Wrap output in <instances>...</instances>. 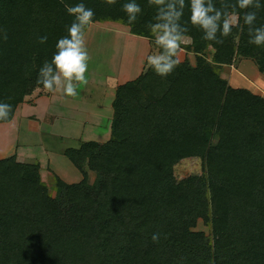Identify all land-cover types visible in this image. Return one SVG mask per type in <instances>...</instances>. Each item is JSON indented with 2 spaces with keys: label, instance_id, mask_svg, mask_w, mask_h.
<instances>
[{
  "label": "trees",
  "instance_id": "16d2710c",
  "mask_svg": "<svg viewBox=\"0 0 264 264\" xmlns=\"http://www.w3.org/2000/svg\"><path fill=\"white\" fill-rule=\"evenodd\" d=\"M125 2L84 0L94 22L116 21L155 45V6L137 0L143 13L129 26ZM189 15L186 7L191 42L181 47L195 65L180 61L167 77L148 68L118 84L109 138L63 151L79 181L54 174L51 195L37 161L0 159V264H264V97L219 74L240 57L264 75V46L248 42L247 26L222 43L204 40ZM72 20L61 0H0V100L12 105L0 123L43 88L38 70ZM189 157L201 160V173L176 180L175 164ZM198 219L208 234L193 230Z\"/></svg>",
  "mask_w": 264,
  "mask_h": 264
},
{
  "label": "rangeland",
  "instance_id": "374dc122",
  "mask_svg": "<svg viewBox=\"0 0 264 264\" xmlns=\"http://www.w3.org/2000/svg\"><path fill=\"white\" fill-rule=\"evenodd\" d=\"M112 22L113 24H119L122 30L121 28L112 29L111 25L103 27L94 22L85 37L90 56L88 71L86 72L87 83H100L97 85L96 94H78L76 97L69 96L72 100L76 99L80 104H63L61 108L52 106L50 110L52 114L48 110V102L41 105L38 104L41 103L40 99L43 94H34L33 96L35 97L29 96L28 100L32 101L30 104L32 107L33 101L35 100L34 102L37 104L36 106L40 107L39 109L30 110L29 112L24 111L21 119L17 113L13 123L0 127V159L14 155V148L18 146V151L20 154H23V156L20 158L17 156V159L22 161L24 159L26 160L25 157H28L27 160L32 162L37 161V163H39L41 179L48 186L51 195L57 193L53 176L57 174L55 170L60 173L57 174L58 176L61 174L64 176V173L70 172L67 166H71V168H73L71 170L76 173V176L80 175L78 169L74 167L68 158L61 152L63 147H72L74 143L81 139L95 138L98 142H105L109 138V124L111 120L109 109L111 111L112 107L110 101L112 91L109 89L106 92L102 91L104 86H102L101 82L108 80V84L110 82L117 84L136 78L148 69L146 57L159 51L148 38L134 36L129 33L128 27L125 25L116 21ZM210 55L211 52L208 56L211 57ZM176 58L179 61L187 59L191 65H195V54L191 50L187 51L185 48L181 47L176 54ZM233 66L237 73L242 75L246 73L249 77L248 80L250 82H248L247 85L248 88H250L249 90L258 95H264V77H261L262 73L261 75L257 74L256 70L258 69H256V65L251 60L236 57L232 61V64H223L220 66V76L225 77ZM133 69H137V71L134 73ZM128 71L132 73V76H127L126 73ZM82 85H85L84 89L86 92H89L87 88L89 90L90 87L87 86V84ZM92 90H94V88ZM48 96L49 95L46 94V97ZM52 102L55 105L58 103L62 104L61 100L57 98H54ZM81 102L91 103L92 105H103V108L100 109L101 111L103 110V114L100 115V117L103 118H100L99 125H93L88 121L86 123L82 122V119L84 120L87 117L96 118L93 114L90 116L91 112L87 110L96 108V106L90 107L91 105H83ZM94 111L95 109H93V112ZM29 113H32L30 115L31 117L29 118L28 116V118H26V115ZM54 114H56L57 117H60L62 114L66 115V118H73L78 124H70L71 126L69 124L65 125L66 123L51 119L50 115ZM94 127L96 128L94 129ZM210 135L211 132L206 131V138H209ZM200 173L201 160L198 157L182 159L174 166V176L176 180ZM88 176L89 179L92 180L94 172L88 170ZM193 230L203 231L205 234H208V226L204 225L201 219L197 220V224Z\"/></svg>",
  "mask_w": 264,
  "mask_h": 264
},
{
  "label": "clouds",
  "instance_id": "9594fccd",
  "mask_svg": "<svg viewBox=\"0 0 264 264\" xmlns=\"http://www.w3.org/2000/svg\"><path fill=\"white\" fill-rule=\"evenodd\" d=\"M65 11L73 17L66 27V35L59 37L54 45L50 60H45L38 70L37 83L48 92L61 93L76 97L78 87L87 84L86 72L90 60L86 46V31L94 23L95 12L87 7L84 0L69 4L61 0ZM117 0H105L113 5ZM155 6L154 22L148 28L159 51L146 57V64L156 75L167 77L179 65L176 54L182 45L191 42L187 35L186 22L182 20L186 7L190 15L188 22L203 32V39L222 43L220 37H227L233 28L243 31L247 26L249 43L257 47L264 46V23L257 24L258 12L264 8V0H223L217 7L215 0H148ZM231 9V11H229ZM242 13L238 10H245ZM122 10L127 15V23L133 25L143 13L137 0H126ZM242 15V23H241ZM219 32L220 36H217ZM0 38L7 39V33L0 29ZM47 35L40 36L39 42L46 43ZM12 114V105L0 100V121H8ZM158 233L154 232L151 239L156 241Z\"/></svg>",
  "mask_w": 264,
  "mask_h": 264
},
{
  "label": "crops",
  "instance_id": "0c3cea01",
  "mask_svg": "<svg viewBox=\"0 0 264 264\" xmlns=\"http://www.w3.org/2000/svg\"><path fill=\"white\" fill-rule=\"evenodd\" d=\"M97 25H102L103 27H108V26H110L111 25V27H112V29L114 28V29H118V28H121V27H119L120 25L119 24H113V22L112 21H104V22H95ZM91 27H92V24H90L89 25V27H88V29H87V31H86V35H87V33L89 32V30L91 29ZM127 27V26H126ZM128 29V28H127ZM121 30H122V28H121ZM257 69V68H256ZM137 71V69H133V72L135 73ZM256 72H257V74H260L261 75V73L260 72H258V70H256ZM127 76H132V73H130V71H128L127 73ZM254 74V73H253ZM256 74V73H255ZM261 77H264V75L262 74V76ZM106 78V77H105ZM222 78H224V79H226V80H228L227 82H228V84L231 86V87H233V88H246V89H250V88H248V82H250L248 79H249V77L246 75V73H245V75L243 74H239V73H237V71H236V69H235V67L233 66V68L231 69V70H229L228 71V73L226 74V76L225 77H223L222 76ZM102 83V86H104L103 87V89H102V91H107L108 89L109 90H111L112 91V97H111V101H110V105H111V107H112V100H113V98H114V94H115V88H116V86L118 85V84H121L120 82L119 83H117V84H114V83H112V82H110L109 84H108V80H104L103 82H101ZM100 83H98V84H92L91 82H89V83H87V86H89L90 88H89V90H88V88H87V91H89V92H86V90L84 89V86L83 85H79V87H78V89H77V91H78V94H96V88L98 87L97 85H99ZM108 85H110V86H108ZM92 86V87H91ZM106 86V87H105ZM82 88H83V90H82ZM94 88V90H92ZM81 89V90H80ZM251 91V90H250ZM252 92V91H251ZM34 94H43V96H41V103H38V104H44L45 102H48V110H49V112H50V110H51V107L52 106H56V107H63V104L65 105V104H69V105H73V104H80L79 102H77V100L75 99H71L69 96H67V95H63V94H61V93H55V92H48L46 89H44V88H36L34 91H33V93L32 94H30V95H27L26 97H25V99H24V101L23 102H21L18 106H17V108H16V110H15V112H14V115H13V118L9 121V122H5L6 124H3V123H0V127L2 126V125H8V124H10V123H13L14 121H15V119H16V115H17V113H18V115H19V117H20V119L22 118V114H23V112L24 111H26V112H29L30 110H35V109H39L40 107L39 106H36L37 104L33 101V107L32 106H30V104L32 103V101H29L28 99H29V96H32V97H35V96H33ZM46 94L47 95H49L48 97H46ZM255 94V93H254ZM261 96H264V95H261ZM69 97V98H68ZM54 98H57L58 100L60 99L61 100V102H62V104H54L53 102H52V100H54ZM27 101V102H26ZM108 102V101H107ZM82 103V102H81ZM83 105H86V104H88V105H91L90 107H95L96 106V108H93V109H95V111L93 112V109H87L89 112H91V115L90 116H92V114H93V116H96V118H91V117H87V118H85L84 120L82 119V122L83 123H86L87 121L88 122H91L93 125H99V123H100V118H103V117H100V115H102L103 114V110L101 111L100 109H102L103 108V105H92L91 103L89 104V103H82ZM86 108V107H85ZM109 112L111 113V115L110 116H112V108H111V111H110V109H109ZM108 112V113H109ZM51 114H52V111L50 112ZM32 113H29V114H27L26 116V118H28V116H29V118L31 117L30 115H31ZM46 114V113H45ZM68 114V113H67ZM35 115H36V113H35ZM56 114H54V115H50V117H51V119H53V120H58V122H63V123H66L65 125H67V124H74V125H76V124H78L77 123V121H75L73 118H70V119H68V118H66V115H60V117L58 116L57 117V115L55 116ZM18 118V117H17ZM50 119V120H51ZM111 119V118H110ZM28 120V119H27ZM16 121H18V120H16ZM111 121V120H110ZM81 122V123H82ZM54 124H55V121H54ZM71 126V125H70ZM96 127H94V129H95ZM93 129V130H94ZM99 130V129H98ZM94 132V131H93ZM109 132H110V124H109ZM16 135V134H15ZM17 136V135H16ZM42 137V136H41ZM88 140H95V138H89V139H81L80 141L78 140L76 143H74V145H72V147H79L80 146V144L82 143V142H84V141H88ZM82 141V142H81ZM95 141H97V140H95ZM41 142V141H40ZM18 147V146H17ZM17 147H15L14 148V153L16 154V156H18V158H20V157H22L23 156V154H20V152L18 151V148ZM67 147H63V149L61 150V152L63 153V151H64V149H66ZM26 156V155H25ZM26 158V160L24 159V160H22L23 162H32V161H30V160H27L28 159V157H25ZM53 168V167H52ZM67 169L70 171L69 173H64V176H62V174L61 175H59L62 179H64V181H66V182H69V183H71V182H77V181H79L80 179H81V174L79 175V176H76V173L73 171V170H71V169H73V168H71V166H67ZM55 170V169H54ZM57 172V174H60L58 171H56L55 170V173ZM67 178V179H66Z\"/></svg>",
  "mask_w": 264,
  "mask_h": 264
}]
</instances>
